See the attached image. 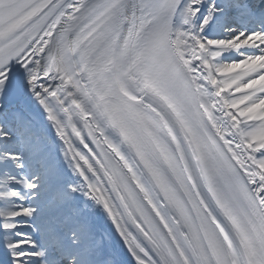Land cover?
I'll return each mask as SVG.
<instances>
[{
    "label": "snow or ice",
    "instance_id": "snow-or-ice-1",
    "mask_svg": "<svg viewBox=\"0 0 264 264\" xmlns=\"http://www.w3.org/2000/svg\"><path fill=\"white\" fill-rule=\"evenodd\" d=\"M0 264H264V0H0Z\"/></svg>",
    "mask_w": 264,
    "mask_h": 264
}]
</instances>
